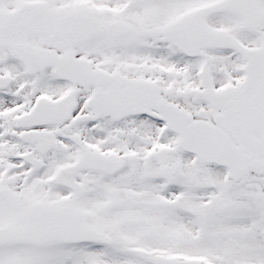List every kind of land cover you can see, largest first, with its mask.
Instances as JSON below:
<instances>
[{
  "label": "snow or ice",
  "instance_id": "snow-or-ice-1",
  "mask_svg": "<svg viewBox=\"0 0 264 264\" xmlns=\"http://www.w3.org/2000/svg\"><path fill=\"white\" fill-rule=\"evenodd\" d=\"M0 264H264V0H0Z\"/></svg>",
  "mask_w": 264,
  "mask_h": 264
}]
</instances>
